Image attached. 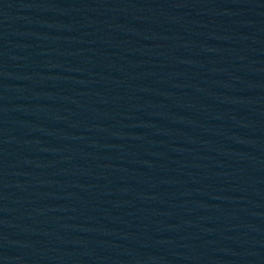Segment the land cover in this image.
Here are the masks:
<instances>
[{"label":"water","instance_id":"water-1","mask_svg":"<svg viewBox=\"0 0 264 264\" xmlns=\"http://www.w3.org/2000/svg\"><path fill=\"white\" fill-rule=\"evenodd\" d=\"M0 264H264V0H0Z\"/></svg>","mask_w":264,"mask_h":264}]
</instances>
